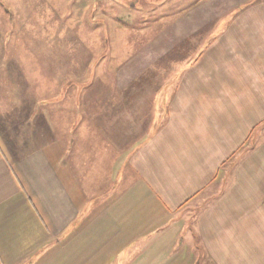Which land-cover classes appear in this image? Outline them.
Wrapping results in <instances>:
<instances>
[{
    "label": "crops",
    "instance_id": "crops-1",
    "mask_svg": "<svg viewBox=\"0 0 264 264\" xmlns=\"http://www.w3.org/2000/svg\"><path fill=\"white\" fill-rule=\"evenodd\" d=\"M73 3L0 0V264H264V0L181 11L131 74Z\"/></svg>",
    "mask_w": 264,
    "mask_h": 264
},
{
    "label": "rangeland",
    "instance_id": "rangeland-1",
    "mask_svg": "<svg viewBox=\"0 0 264 264\" xmlns=\"http://www.w3.org/2000/svg\"><path fill=\"white\" fill-rule=\"evenodd\" d=\"M13 1L17 4H21L27 1L34 3H36L37 1L44 2V0ZM64 1H66L67 3L69 0H61V2ZM112 1L119 2V5H117V7H109V4ZM202 1L205 0H74V3L76 2V4H78L82 8L84 4L87 5L95 2L97 7L92 11L94 15L97 14L96 16H98L101 12H103V14H115L123 17V20L128 26L126 24L123 25L127 26V29L123 27L122 29L120 28L119 30H115L111 26L109 27V37L110 39H112L110 41L112 45L111 49L113 55L111 57L112 62L110 70L114 74H131L132 72L128 70H133L135 69V67L131 66L129 68H122L120 70V63L127 59L130 63V61H135L138 58L152 57L155 52L152 51L151 44L154 42V40L157 41V44L161 43L160 41H164L168 38L167 33L170 29L168 27L173 26L174 23L178 21V16L176 15L183 10L190 9L191 7L192 10H195L196 6H199ZM120 2L123 4H125L126 2L129 5L125 6L120 4ZM253 4L255 3H250L248 5ZM72 6L73 5H71L69 9L72 8ZM76 8V5H74V11H65V23L63 25L64 29L72 28L75 26V32L81 33V42H84L86 45L90 44L91 47H93V45L96 46L99 41H97L98 36L93 37L95 33L91 36L84 33L82 30L83 27L80 25V22L82 23L84 22V20H87V22L89 21L86 16V14H88V6L83 8V10L81 11V19L77 15V13L79 12L75 11ZM96 9L98 12L96 11ZM34 11H36V8ZM91 16L93 17V15ZM48 29L52 30L53 28L49 27ZM81 49V62H84L85 59L89 58L91 53L87 52V49L84 50L82 47ZM93 52H98V50H94ZM96 72L97 76L99 77L102 73V70L98 68L96 69ZM80 75H85L83 66L81 68ZM120 257L121 254H111V257L108 258L107 262L109 263L111 260L118 261Z\"/></svg>",
    "mask_w": 264,
    "mask_h": 264
}]
</instances>
